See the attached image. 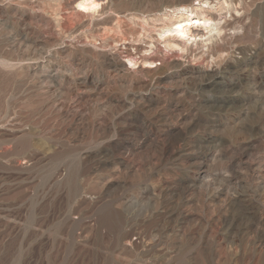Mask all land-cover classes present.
<instances>
[{"label": "rangeland", "instance_id": "374dc122", "mask_svg": "<svg viewBox=\"0 0 264 264\" xmlns=\"http://www.w3.org/2000/svg\"><path fill=\"white\" fill-rule=\"evenodd\" d=\"M79 1L0 0V264H264V0Z\"/></svg>", "mask_w": 264, "mask_h": 264}, {"label": "bare ground", "instance_id": "6f19581e", "mask_svg": "<svg viewBox=\"0 0 264 264\" xmlns=\"http://www.w3.org/2000/svg\"><path fill=\"white\" fill-rule=\"evenodd\" d=\"M194 1H197V2L192 3L190 1L191 3L189 4L186 3L184 5L176 6L171 11L169 10L170 12L165 13L164 16L160 18L161 25L159 27V36L167 43L168 46H170L169 47L170 49L175 48L177 50L192 52L191 50L193 49L194 46L198 47L201 45L203 47L210 48L211 46H214L215 43H219V39H224L227 35L230 36L229 34L231 33L229 32L227 34L226 26L222 24L221 20L224 19L225 22H227L226 20L227 11L228 12L233 11V10L235 12L240 11V9L233 6V2H234L233 0H194ZM245 2L244 4H246ZM239 3H238V7L241 6L239 5ZM101 6H102V3L100 0H81L78 2V9L83 13L84 12L91 13V15L92 13L98 11ZM244 11H247V10H244ZM214 13H217L218 15H220V18L217 19L216 17H214ZM229 15L231 17L234 14H229ZM140 26L143 27V25H140ZM155 27H158V26L156 25ZM144 28L145 27H143V29ZM232 29L237 30L238 27L235 26ZM141 38L138 37V39H141ZM130 62L134 63L135 60L133 61L132 59H130ZM146 62L153 63L154 61L149 62L148 60Z\"/></svg>", "mask_w": 264, "mask_h": 264}]
</instances>
